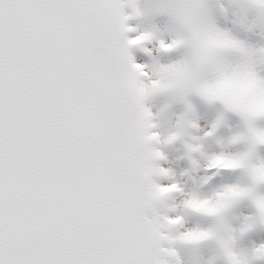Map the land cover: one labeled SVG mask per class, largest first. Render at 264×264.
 Segmentation results:
<instances>
[{
	"label": "snow or ice",
	"instance_id": "obj_1",
	"mask_svg": "<svg viewBox=\"0 0 264 264\" xmlns=\"http://www.w3.org/2000/svg\"><path fill=\"white\" fill-rule=\"evenodd\" d=\"M127 6L0 0V264H160Z\"/></svg>",
	"mask_w": 264,
	"mask_h": 264
},
{
	"label": "clouds",
	"instance_id": "obj_2",
	"mask_svg": "<svg viewBox=\"0 0 264 264\" xmlns=\"http://www.w3.org/2000/svg\"><path fill=\"white\" fill-rule=\"evenodd\" d=\"M128 6L133 15L125 14L123 27L137 121L152 152L159 153L155 160L165 157L153 144L179 142L189 154L202 152L206 137H215L221 146H246L236 154L212 155L205 166L240 170L241 183L209 197L192 194L184 201L185 208L213 219L210 228H187L183 216L170 217L166 201L183 188L179 183H156L154 177L171 175L169 169L146 171L157 192L146 215L157 220L166 237L160 264H252L254 255L264 257V244L250 250L245 243L250 232L264 228V155L259 152L264 146V76L257 70L264 65V0H131ZM132 19L139 21L135 28L129 26ZM221 21L231 27H221ZM136 30L140 34L130 39L128 33ZM133 48L149 57L180 52L181 59L138 63ZM156 97L167 102L153 111L148 104ZM193 97L214 115L210 130H205V117ZM177 104L184 107L180 113ZM232 116L239 118V125H232ZM245 201L256 213L242 219L237 209ZM176 245H183L184 251Z\"/></svg>",
	"mask_w": 264,
	"mask_h": 264
},
{
	"label": "rangeland",
	"instance_id": "obj_3",
	"mask_svg": "<svg viewBox=\"0 0 264 264\" xmlns=\"http://www.w3.org/2000/svg\"><path fill=\"white\" fill-rule=\"evenodd\" d=\"M121 2L129 5L131 0H121ZM124 11L127 15H133V9L130 6H127ZM138 23L139 21L137 19H132L129 21V26L135 28ZM221 27L229 28L231 27V24L227 21H221ZM139 34L140 31L136 30L128 33V36L131 39ZM166 38L170 39L169 37ZM132 52L138 63L155 64L157 61H159L158 57L156 56H153L151 57V60L146 61V57L149 56L143 53L140 49L133 48ZM165 57H171L170 59L172 60L168 62H162L171 63L180 60L181 53L174 52L168 54ZM175 57L176 59H174ZM257 70L259 75L264 76V65L258 66ZM166 102L167 101L164 98L156 97L149 102L148 106L151 107L153 111H156L157 107L163 106ZM193 104L195 105L197 111L205 117L201 121L205 126V130H210L211 124L215 118L214 115L207 114V107L202 101H200L199 98L193 97ZM183 110V105H176V113H180ZM231 123L234 127L239 125V118L232 116ZM228 136L229 133L225 131V140ZM201 143L203 145V151L193 154H189L188 150L179 142L173 144L160 143L152 145L155 150L162 152L165 157L163 159L155 160V165L157 167H162L171 171V175L168 176L156 175L154 177L156 183L161 187L168 186L171 183H179L184 190L180 193H173L172 196L166 201V203L171 206L168 209L167 214L170 217L183 216L184 223L187 228L196 226L210 228L213 226L214 221L212 218L196 213L192 209L185 208L184 201L186 199H188L192 194H199L201 198L209 197L225 186L241 183L240 178L242 175H244L240 170H208L205 166L210 156L225 153L236 154L238 152L244 151L246 148L245 145L229 146L224 144V146H221V143L218 142L215 137H206L201 141ZM259 152L261 155H264V146L259 148ZM163 210L164 209H161V211ZM237 213L241 215V218L243 219L244 216L254 215L256 210L250 202L245 201L238 207ZM181 231H183V229H181ZM245 243L250 250H254L256 247L264 244V228L257 227L255 230L250 232ZM176 247L181 252L184 251L183 245H176ZM252 264H264V257L254 255L252 257Z\"/></svg>",
	"mask_w": 264,
	"mask_h": 264
}]
</instances>
